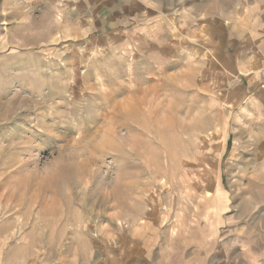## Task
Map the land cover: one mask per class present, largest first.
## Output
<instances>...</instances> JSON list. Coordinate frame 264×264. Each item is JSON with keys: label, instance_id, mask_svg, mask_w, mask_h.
<instances>
[{"label": "rangeland", "instance_id": "374dc122", "mask_svg": "<svg viewBox=\"0 0 264 264\" xmlns=\"http://www.w3.org/2000/svg\"><path fill=\"white\" fill-rule=\"evenodd\" d=\"M70 4L0 0V264H264L231 48Z\"/></svg>", "mask_w": 264, "mask_h": 264}, {"label": "crops", "instance_id": "0c3cea01", "mask_svg": "<svg viewBox=\"0 0 264 264\" xmlns=\"http://www.w3.org/2000/svg\"><path fill=\"white\" fill-rule=\"evenodd\" d=\"M70 3L74 13L83 19L87 16L97 19L107 13L101 9L122 18L127 16L126 29L133 32L154 31L156 25L175 17L176 23L188 24L193 32L201 31L207 48H231V61L236 63L241 77L248 78L241 87L236 85L238 91H233V96L240 92V106L249 123L254 120L259 127V161L264 164V79L260 75L264 67V0H70ZM123 27L119 30H124ZM259 169L264 172V168ZM263 237L264 233H259V238ZM251 257L248 260L256 258Z\"/></svg>", "mask_w": 264, "mask_h": 264}, {"label": "built area", "instance_id": "2783aa9c", "mask_svg": "<svg viewBox=\"0 0 264 264\" xmlns=\"http://www.w3.org/2000/svg\"><path fill=\"white\" fill-rule=\"evenodd\" d=\"M260 75H261V77L264 79V68L261 69V71H260Z\"/></svg>", "mask_w": 264, "mask_h": 264}]
</instances>
